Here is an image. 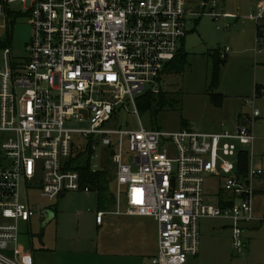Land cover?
Instances as JSON below:
<instances>
[{
	"label": "built area",
	"instance_id": "built-area-1",
	"mask_svg": "<svg viewBox=\"0 0 264 264\" xmlns=\"http://www.w3.org/2000/svg\"><path fill=\"white\" fill-rule=\"evenodd\" d=\"M16 2L29 3L24 13L31 34L21 63L9 47L0 48V264H33L23 254L19 228L34 215L30 193L52 200L91 190L68 168L69 159L83 152L92 173L106 169L111 176L114 204L95 213L96 223L106 213L155 221L157 248L149 264H185L197 256L204 218L228 220L232 250L242 252L243 225L255 219L249 179L264 171L221 173L233 169L229 157L236 146L252 149L248 125L260 115L255 101L264 99L263 90L244 99L250 116L232 132L166 133L140 121L138 129H104L126 104L137 114L136 98L159 93L164 66L182 44L188 18L204 11L187 0H0V30L8 28L9 5ZM206 14L215 22L232 17L213 9ZM247 18L257 34L264 33V0ZM68 121L89 127L69 128ZM74 133L86 140L78 153ZM210 174L224 179L220 192L229 194L220 193L213 203L203 192Z\"/></svg>",
	"mask_w": 264,
	"mask_h": 264
},
{
	"label": "rangeland",
	"instance_id": "rangeland-1",
	"mask_svg": "<svg viewBox=\"0 0 264 264\" xmlns=\"http://www.w3.org/2000/svg\"><path fill=\"white\" fill-rule=\"evenodd\" d=\"M187 1L192 9L204 11V14L187 20V34L181 46L187 64L180 73L164 74L161 79V89L166 93L168 104L156 115H151L138 108L137 114L134 113L128 103L125 109L106 122L104 129H138L140 121L146 129L166 133L179 130L232 132L238 119L250 116L251 107L244 104V99L264 91V33L257 34L255 23L247 18L249 8L257 0ZM28 6L29 3L10 4L8 28L0 30V43L11 49L12 58L17 63L25 57V45L31 34V23L24 13ZM212 9L232 17H220L215 22L206 14ZM215 49L220 51L225 63L219 70L218 86L209 90L212 77L209 53ZM257 50L261 52L255 53ZM216 93L222 96L220 103L215 104L211 95ZM255 106L260 115L248 125L255 138L252 149L236 146L234 155L229 157L233 169L228 174L221 173L223 177L241 173L239 151L249 153L247 169L264 171V99L257 98ZM67 126L81 129L88 128L89 123L68 121ZM73 141L76 153L83 151L80 148L86 140L79 133H74ZM100 151L99 147L96 152L100 155ZM100 159L103 165L107 164L104 153ZM223 184L221 177L211 174L205 177L203 192L211 203L216 200ZM249 187L253 190L250 196L253 215L264 219V174L249 179ZM222 196L226 198L229 194L222 190ZM29 197L34 215L28 226L19 225L20 240L28 251L35 254V264H149L155 254L157 229L151 218L106 215L102 227L95 224L96 192L88 195L79 191L68 192L64 199L56 197L52 200L32 192ZM240 201V197L234 199L235 204ZM44 210L54 214L45 225L41 215ZM253 225L257 227H243L242 238L247 247L236 253L231 247L229 221L202 219L199 253L187 258L185 264H264V220ZM43 247L46 250H42Z\"/></svg>",
	"mask_w": 264,
	"mask_h": 264
},
{
	"label": "trees",
	"instance_id": "trees-1",
	"mask_svg": "<svg viewBox=\"0 0 264 264\" xmlns=\"http://www.w3.org/2000/svg\"><path fill=\"white\" fill-rule=\"evenodd\" d=\"M10 15V13H8ZM182 46V44H181ZM179 48L174 59L168 61L163 70L164 74L180 73L184 66L187 64L186 53L183 52L181 47ZM4 47L0 43V48ZM220 51L218 49L212 50L209 53L212 59V77L210 81L209 90H212L218 86L219 81V70L225 63L224 57H220ZM218 96L213 94L211 99L216 104V98ZM168 99L166 98V93L160 88L159 93L151 94L150 92L144 93L142 96L136 98V105L138 110L143 112H149L151 115H156L160 112L163 107L168 104ZM89 153V151H88ZM89 155L85 152L79 153L69 159L68 168L77 170L81 176L82 183L88 184L91 190L98 192V208L99 210H107L111 208L114 204L113 194L110 190L111 176L108 170H101L96 173H92L89 168ZM248 152L239 151L238 164L240 168V175L244 176L247 172V160ZM221 192L218 193V195Z\"/></svg>",
	"mask_w": 264,
	"mask_h": 264
},
{
	"label": "crops",
	"instance_id": "crops-1",
	"mask_svg": "<svg viewBox=\"0 0 264 264\" xmlns=\"http://www.w3.org/2000/svg\"><path fill=\"white\" fill-rule=\"evenodd\" d=\"M260 0H257L254 4H253V6H251L250 8H249V11H250V9H253V8H255V6H256V4L259 2ZM249 19V18H248ZM251 21H253V20H251ZM254 22V21H253ZM255 23V22H254ZM255 25H256V23H255ZM183 42H184V40L182 41V44H183ZM226 48H228L227 46L224 48V50L226 49ZM226 51V50H225ZM227 51H229V49L227 50ZM227 51L225 52V53H227ZM255 53H259V52H255ZM222 56H223V54H222ZM215 95H217L218 97L216 98V101H217V103L219 102V100L221 99V96H222V94H215ZM259 98V97H258ZM220 103V102H219ZM242 120V119H241ZM241 120L240 119H238L237 120V124H236V126H235V128L237 127V125L241 122ZM234 128V129H235ZM233 129V130H234ZM224 132V131H223ZM227 132V131H226ZM216 133H221V132H216ZM249 154V153H248ZM248 160V159H247ZM79 192H81V193H84V194H89V193H91V192H96V191H94V190H90L89 192H82V191H79ZM97 193V199H98V192H96ZM67 194V193H66ZM66 194H63L62 196H59L58 198L59 199H64L65 197H66ZM97 206H98V204H97ZM97 211H102V210H99V208L97 209ZM96 211V212H97ZM95 212V213H96ZM105 212V211H104ZM106 215H113V214H109V213H106L104 216H103V218H102V222L100 223V224H98V223H96V220H95V224L98 226V227H102L103 226V224H104V221H105V216ZM115 216H127V215H115ZM129 217H134V218H141L140 216H129ZM255 217V216H254ZM145 218H148V217H145ZM153 220V219H152ZM264 219L263 218H258V217H255V219L253 220V221H251L250 223H248V224H246L245 226H244V228H246V229H249V227H251V228H256L257 227V225H253L252 226V224H257V223H259V222H261V221H263ZM154 221V220H153ZM155 222V221H154ZM157 229V228H156ZM231 241V240H230ZM21 244H22V242H21ZM245 244H246V246L245 247H247V243L245 242ZM22 246H23V244H22ZM56 247V246H55ZM22 248V250H23V254H25V256L33 263V264H35V254L34 253H32V250H27L26 249V247H21ZM156 248H157V244H156ZM42 250H46L44 247L42 248ZM250 250V249H249ZM155 253H156V251H155ZM251 253V250L248 252V254H250ZM29 254H31V259L29 258Z\"/></svg>",
	"mask_w": 264,
	"mask_h": 264
},
{
	"label": "water",
	"instance_id": "water-1",
	"mask_svg": "<svg viewBox=\"0 0 264 264\" xmlns=\"http://www.w3.org/2000/svg\"><path fill=\"white\" fill-rule=\"evenodd\" d=\"M41 215H42V220H43L42 224L43 225L47 224L54 217L53 213H51L50 211H45V210L41 212Z\"/></svg>",
	"mask_w": 264,
	"mask_h": 264
}]
</instances>
